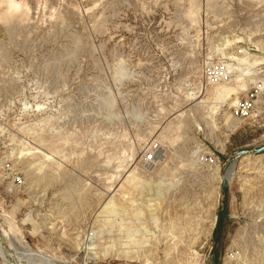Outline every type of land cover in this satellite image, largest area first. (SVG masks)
<instances>
[{
	"label": "rangeland",
	"instance_id": "rangeland-1",
	"mask_svg": "<svg viewBox=\"0 0 264 264\" xmlns=\"http://www.w3.org/2000/svg\"><path fill=\"white\" fill-rule=\"evenodd\" d=\"M16 3L0 264H264V0Z\"/></svg>",
	"mask_w": 264,
	"mask_h": 264
},
{
	"label": "bare ground",
	"instance_id": "bare-ground-1",
	"mask_svg": "<svg viewBox=\"0 0 264 264\" xmlns=\"http://www.w3.org/2000/svg\"><path fill=\"white\" fill-rule=\"evenodd\" d=\"M5 5V6H12V5H14L15 6V8L16 7H18V4L16 3V0H1V2H0V6L1 5ZM244 157H246V156H244ZM111 218V217H110ZM108 222V221H107ZM114 222V221H113ZM109 224V223H108ZM111 224H113V223H111ZM115 225V224H114ZM107 226V225H106ZM111 226V225H110ZM0 234L1 235H3L2 234V231H1V229H0ZM21 247H23V249L26 251V254L28 255V256H30V258H31V261H32V264H51L52 262H51V258L50 257H48V256H46V255H44V254H42V253H37V252H34L30 247H29V245H26V244H22V246ZM133 249H134V247H133ZM120 251V250H119ZM5 252V251H4ZM1 253V252H0ZM6 253V252H5ZM4 254V253H3ZM109 255H112L113 257L112 258H114V259H118V258H121V259H127V260H131V259H134V258H138V257H134V256H132V257H126V256H124V255H122V254H108V253H105V254H103V256L104 257H108ZM95 256V255H94ZM10 258V257H9ZM7 259V258H6ZM11 259V258H10ZM9 259V260H10ZM3 260V259H2ZM11 261V260H10ZM54 262V261H53ZM8 263H10V262H8ZM14 263V262H13ZM12 264V263H11ZM15 264V263H14ZM55 264V263H54Z\"/></svg>",
	"mask_w": 264,
	"mask_h": 264
},
{
	"label": "water",
	"instance_id": "water-1",
	"mask_svg": "<svg viewBox=\"0 0 264 264\" xmlns=\"http://www.w3.org/2000/svg\"><path fill=\"white\" fill-rule=\"evenodd\" d=\"M260 154H264V147L261 148V149H258V150H254V151H241L239 153H237L234 158L237 159V158H240V157H244V156H247V155H254V156H257V155H260ZM234 166L231 167V169L233 168ZM226 182L223 181V185H225Z\"/></svg>",
	"mask_w": 264,
	"mask_h": 264
},
{
	"label": "built area",
	"instance_id": "built-area-1",
	"mask_svg": "<svg viewBox=\"0 0 264 264\" xmlns=\"http://www.w3.org/2000/svg\"><path fill=\"white\" fill-rule=\"evenodd\" d=\"M151 159H152V157H151V156H148V157H147V160H148V161H150Z\"/></svg>",
	"mask_w": 264,
	"mask_h": 264
}]
</instances>
